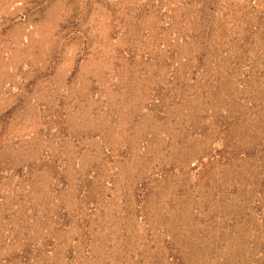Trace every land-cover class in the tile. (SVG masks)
Listing matches in <instances>:
<instances>
[{
	"label": "rangeland",
	"instance_id": "1",
	"mask_svg": "<svg viewBox=\"0 0 264 264\" xmlns=\"http://www.w3.org/2000/svg\"><path fill=\"white\" fill-rule=\"evenodd\" d=\"M0 264H264V0H0Z\"/></svg>",
	"mask_w": 264,
	"mask_h": 264
}]
</instances>
